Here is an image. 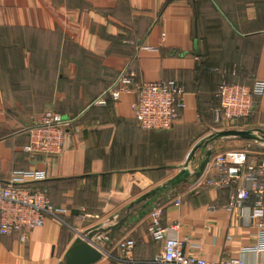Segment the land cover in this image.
Returning <instances> with one entry per match:
<instances>
[{"label": "crops", "instance_id": "obj_1", "mask_svg": "<svg viewBox=\"0 0 264 264\" xmlns=\"http://www.w3.org/2000/svg\"><path fill=\"white\" fill-rule=\"evenodd\" d=\"M125 65L140 81L184 86L171 129L139 128L127 93L93 104ZM223 79L264 82V0H0V184L14 170H42L35 184L66 210L29 230L23 242L19 233L0 234V264H58L78 232L97 226L103 231L91 241L104 255L94 264H127V258L149 264L163 246L147 231L152 208L161 209L162 225H176L185 252L264 264L259 230L226 209L240 181L220 189L203 182L216 172L213 158L221 152L243 149L249 162L264 161L260 135L204 144L219 131L212 110ZM48 109L73 119L78 130L65 134L58 155H29L24 129ZM230 128L264 135V90L253 113ZM182 169L184 180L171 185ZM126 238L134 241L128 255L118 246Z\"/></svg>", "mask_w": 264, "mask_h": 264}, {"label": "built area", "instance_id": "obj_2", "mask_svg": "<svg viewBox=\"0 0 264 264\" xmlns=\"http://www.w3.org/2000/svg\"><path fill=\"white\" fill-rule=\"evenodd\" d=\"M138 48L157 50L152 45L141 44ZM263 90L264 82L259 79L252 85L223 79L216 93L219 106L212 110L213 123L218 126L213 129H228L238 119L249 116L254 108V96L260 95ZM122 93L132 96L129 107L139 128L169 130L177 119L178 110L184 105L185 88L175 80L140 81L136 72L125 65L118 71L112 85L93 104L105 106L109 101L117 102ZM68 127L73 131L78 130L73 119L51 109L45 110L24 129L28 141L23 145V151L29 155H58L62 151L64 133ZM248 158L247 151L243 149L216 154L213 158L216 172L203 182L214 189H220L239 180L240 184L229 194L226 209H235L238 218L252 223L259 230L260 240L264 243V161L249 162ZM44 177L45 172L42 170H14L8 182L0 184V234L19 233V240L23 242L29 230L42 226L48 217L65 213L63 207L53 205L45 189H31L28 186ZM251 195L254 200L249 203ZM179 203V199L173 202L176 206ZM161 212L159 208H152L150 212L148 234L154 240L162 239L163 246L159 253L153 255L149 264H252L239 257L208 260L185 252V242L175 235L176 225H162ZM118 246L128 255L134 241L126 238ZM127 259V264H144Z\"/></svg>", "mask_w": 264, "mask_h": 264}, {"label": "water", "instance_id": "obj_3", "mask_svg": "<svg viewBox=\"0 0 264 264\" xmlns=\"http://www.w3.org/2000/svg\"><path fill=\"white\" fill-rule=\"evenodd\" d=\"M263 136L259 129H224L215 131L212 133L205 141V145L211 143L217 139L224 137H234L239 139H257L256 136ZM198 147V146H197ZM212 154V150L208 149L205 152L204 158L199 162L197 167L195 168V176L198 177L203 172L210 155ZM186 174V169H182L181 172L176 175L173 179L170 180V184L174 185L184 180L183 175ZM167 184L162 187H157L144 193L141 197H139L135 202H140L150 198L152 195L157 192L165 189ZM150 202H147L144 205L149 206ZM122 221L118 222L114 225L113 229H120L122 226ZM103 229H100V226L93 227L83 232H78L68 249L66 250L63 261L58 264H94L98 262L104 255V251L100 248L96 243L91 241V238L99 232H102Z\"/></svg>", "mask_w": 264, "mask_h": 264}, {"label": "trees", "instance_id": "obj_4", "mask_svg": "<svg viewBox=\"0 0 264 264\" xmlns=\"http://www.w3.org/2000/svg\"><path fill=\"white\" fill-rule=\"evenodd\" d=\"M116 76H117V75H116ZM114 80H115V79H114ZM226 80H227V79H226ZM254 80H255V79H253V80H251L249 83H245V84L252 85L253 82H254ZM221 81H222V80H221ZM221 81L217 84V87H216L215 92H214L215 99H216V102H217V104L215 105V107H218V106H219V99H218V97L216 96V93H217L218 86H219V84L221 83ZM113 82H114V81H113ZM113 82H112V83H113ZM177 83H178V82H177ZM179 84H180V83H179ZM111 85H112V84H110L109 86H111ZM181 85H182V84H181ZM109 86H108V87H109ZM108 87H106L105 89H107ZM100 95H101V94H100ZM100 95H98V96H100ZM98 96H97V97H98ZM97 97H96V98H97ZM256 97H258V96H254V98H253V101H254V108H255V104H256ZM96 98H95V99H96ZM95 99H94V100H95ZM110 103H112V101H109V102L107 103V105L110 104ZM215 107H214V108H215ZM254 108H253L251 114L253 113ZM251 114H250V115H251ZM241 119H243V118L238 119V120L236 121L235 124H237ZM73 122H74V121H73ZM146 130H153V129H146ZM69 131H71V129L68 127L67 130H66V132L64 133V136H65V134L68 133ZM159 131H165V130H159ZM26 143H27V142H26ZM26 143H25V144H26ZM63 145H64V140H63ZM62 149H63V148H62ZM49 156H54V155H49ZM28 186L31 187V189H44L43 187L37 186V185L35 184V182H31V183H29ZM47 195H48V194H47ZM53 205H55V204H53ZM55 206H57V205H55Z\"/></svg>", "mask_w": 264, "mask_h": 264}, {"label": "rangeland", "instance_id": "obj_5", "mask_svg": "<svg viewBox=\"0 0 264 264\" xmlns=\"http://www.w3.org/2000/svg\"><path fill=\"white\" fill-rule=\"evenodd\" d=\"M228 129H233V128H228ZM196 150H197V149H196ZM196 150H195V151H196ZM195 151H194V152H195ZM192 157H194V156H192V154H190V155L187 157V159H186V163L189 162L190 159H191Z\"/></svg>", "mask_w": 264, "mask_h": 264}]
</instances>
